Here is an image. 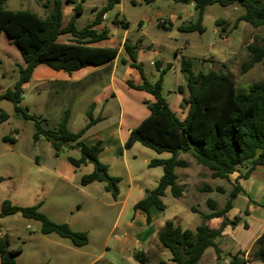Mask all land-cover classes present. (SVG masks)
<instances>
[{
  "label": "rangeland",
  "instance_id": "rangeland-1",
  "mask_svg": "<svg viewBox=\"0 0 264 264\" xmlns=\"http://www.w3.org/2000/svg\"><path fill=\"white\" fill-rule=\"evenodd\" d=\"M46 0H8L4 8L11 11H29L41 18L48 16L43 7ZM108 0H71L64 4V25H68L74 16V8L82 7V14L76 17L78 29L91 24L100 12L107 6ZM244 13L239 6L222 7L219 4L208 6L202 25L205 32L200 34L182 33L178 30L183 23L195 22L197 12L194 6L159 0L152 5H146L143 0H120L112 10L107 12V20L102 27L108 26L112 39L100 44L102 47L118 46L122 54L117 61L113 80L109 69L99 72L102 77L93 82L82 94L70 98H62L51 103L55 92L43 87L36 88L37 83L30 82L24 88L21 107H27L29 114L47 120L46 128L53 129L61 122L65 110L71 109L69 128L79 132L89 122L88 112L98 102V109L107 98V119L94 128L83 142H93L95 138H103L113 149L104 154L110 158L111 173L120 175V198L115 199L105 189V183L95 182L88 186L81 185L84 175L94 171V165L89 163L75 168L68 158L79 159L81 153L75 144L63 149L57 157L51 144L44 139L34 141L36 127L34 122L25 120L17 114L13 103L0 101V111L8 115V120L0 123V211L4 201L8 200L18 207L38 206L39 212L56 223H67L74 232H86L89 244L75 247L70 240L56 234L43 235L41 223L36 220L15 214L0 218V238H8L9 250H20L16 255L17 264H140L134 258L137 251H145L151 264L162 261L173 264L172 253L158 239V232L168 220L179 224L184 229L195 230L201 223V214L210 213L208 200L217 202V209L225 207L229 194L239 176H233L229 181L212 179L210 171L198 168L195 159L189 153H181L183 160L191 161L192 165L176 168V174L183 189L185 198H175L171 189H167L163 202L165 211L153 208L150 217L152 231L147 232V216L135 205L147 196V192L158 185L153 173L162 167L149 168L154 159H169L170 153L157 152L137 144L124 157L120 156V137L116 128L122 118L123 134L128 129L136 128L147 116V105L154 103V98L145 93L132 90L126 84L127 79H140L139 71L130 65L122 64L127 56L122 48L123 38H128L133 44H138L137 53L140 56L144 73L151 83L159 78V72L151 64L160 61L173 64L174 69L164 76V97L173 108L181 100L177 87L183 79L179 59L183 57L194 61V71L207 73L209 71H225L233 74L237 86L248 90L252 84L264 80V62L257 64L246 74L241 73V63L247 59L245 47L251 44L255 37L264 34V28H253L241 22L237 29L229 34H219L221 27L216 26L218 20H225L231 25ZM119 23L114 25L115 21ZM165 22V27L162 23ZM128 23L124 28L123 24ZM101 29V28H100ZM228 38V39H224ZM70 35L60 38L62 42H71ZM113 40V41H112ZM112 41V42H111ZM114 42V44H113ZM179 55L176 56V53ZM224 59H227L224 63ZM23 60L17 46L5 33L0 36V96L12 89L19 80V66ZM205 61V62H204ZM217 61V62H215ZM139 62V63H140ZM210 62V63H209ZM211 62H215L211 64ZM91 72V71H90ZM92 73V72H91ZM112 80V81H111ZM92 77L83 84L92 82ZM95 84V85H94ZM112 89L116 98L112 97ZM103 99V100H102ZM96 108V107H95ZM97 109V110H98ZM97 118L99 115H95ZM17 130V133L15 131ZM18 134V143L5 142L4 137H14ZM141 182L144 192L138 191L134 185ZM264 183V168H259L252 179L245 181L249 195L240 193L234 200L235 209L228 213L230 220L240 219L235 228L227 227L217 243L223 250L218 256L213 248H209L200 264H231L234 255L244 258L247 264H263L255 261L252 248L255 232L261 231L254 224L246 222L245 211L249 210L252 221L258 215H264L261 207L250 201L255 200V191L259 184ZM208 185L212 191L203 192ZM123 202H125L123 208ZM195 208L198 212H195ZM222 219L210 221V226L219 228ZM248 224V229L244 224ZM254 223V222H253ZM163 228V227H162ZM259 234V233H258ZM149 236L145 242L144 236ZM238 253H244V256ZM230 255V256H229ZM1 264V261H0Z\"/></svg>",
  "mask_w": 264,
  "mask_h": 264
},
{
  "label": "trees",
  "instance_id": "trees-1",
  "mask_svg": "<svg viewBox=\"0 0 264 264\" xmlns=\"http://www.w3.org/2000/svg\"><path fill=\"white\" fill-rule=\"evenodd\" d=\"M8 0H0V36L5 33L17 46L24 66H19V80L12 89H7L0 101L7 100L14 104L17 114H21L25 120L34 122L36 132L34 141L41 139L49 142L58 157L63 149L75 144L81 157L68 158L75 167L93 164L94 171L84 175L81 179L82 186H88L95 182L105 183V189L117 199L119 195V177L109 174V168L99 160L102 150L101 142L87 145L83 142L86 132L101 119L94 118L92 110L88 112V124L79 132H73L69 128L71 109L64 112L63 118L56 128L50 129L44 126L46 120L29 114L27 107H21L20 103L24 95V85L27 84L39 65H47L56 71H65L69 74L87 67H100L118 58L117 48H100L94 44L109 39V31H97L95 27L101 23L102 17L120 3V0H108L95 20L82 29L75 25L76 17L82 14V7L74 8V16L66 27H63V8L66 2L71 0H46L43 7L48 11L47 18L29 11H11L4 8ZM159 0H143L146 5H152ZM190 5L193 4L197 12L195 22L183 23L178 30L182 33L200 34L205 32L202 25L205 10L208 6L219 4L222 7L239 6L244 9L234 24L225 20H218L217 27H221L223 34L232 33L241 22L247 23L253 28H264V0H163ZM118 24L116 20L114 22ZM128 27V23L123 24ZM165 27V24L162 23ZM64 35H70L71 43L59 42ZM123 49L127 53L129 65L138 70L141 84L127 81L129 88L146 92L155 99L153 104H148L149 116L130 132L125 143V148L131 149L135 144L149 148L158 154L170 153L169 159H154L149 163V168L162 167L163 176L154 190L148 191L147 196L135 205L136 210H141L147 216V222L151 221L150 209L156 207L165 211L163 202L165 192L171 189L175 198H180L183 189L178 184L179 177L176 168H188L189 163L180 159L181 153H189L202 167L210 171L212 179L229 181L231 176L241 169L246 172L239 179H249L258 167H264V80L256 82L246 91L237 86V82L230 72H218L212 70L208 73H196L193 70V61L182 58L181 71L187 76L185 87H179V93L188 91V97L183 98L182 108H187V116L181 120L170 108L163 95L164 75L171 68L160 71L156 82L151 83L144 74L142 65L137 62V46L126 41ZM247 59L241 63V73L244 75L257 64L264 62V34L255 37L254 41L245 47ZM128 61L122 59V64ZM158 68H160L158 66ZM8 120V115L0 111V122ZM5 142L15 141L4 137ZM2 178H0V183ZM211 192L210 186L205 185L203 192ZM240 193L246 194L237 181L229 194V199L223 209H217V202L210 199L207 204L211 209L209 214H201L202 223L195 229H184L179 224L168 220L159 232V242L172 253L173 264H199L205 252L213 248L218 256L223 251L216 240L220 238L228 226L235 228L240 219L229 220L227 214L234 207V200ZM252 202V199H250ZM38 206L18 207L8 200L4 201L0 211V218L21 214L22 217L39 221L43 235L56 234L68 239L77 248L89 244V236L86 232H74L67 223L53 222L49 217L39 212ZM198 212L196 209H193ZM245 215H249L246 210ZM213 219H223L218 229L208 225ZM245 227H248L245 224ZM8 238H0L1 264H17L16 255L20 250H9ZM244 256V253H238ZM252 254L255 261L264 264V231L257 239ZM230 256V255H229ZM134 258L140 264H151L144 251L134 253ZM160 264H167L162 261ZM231 264H247L244 258L234 255Z\"/></svg>",
  "mask_w": 264,
  "mask_h": 264
},
{
  "label": "crops",
  "instance_id": "crops-1",
  "mask_svg": "<svg viewBox=\"0 0 264 264\" xmlns=\"http://www.w3.org/2000/svg\"><path fill=\"white\" fill-rule=\"evenodd\" d=\"M156 3V2H155ZM190 5H192V6H194L193 4H190ZM97 14V13H96ZM96 18V17H95ZM95 20V19H94ZM93 20V21H94ZM107 20V13L106 14H104V16L102 17V21H101V23L100 24H98L96 27H95V29L97 30V31H103V30H108L109 31V39L108 40H105V41H102V42H100V43H97V44H94L93 46H95V47H100V48H117L118 50H119V55H118V58L117 59H115L114 61H111V62H109V63H107V64H105V65H103V66H100V67H87V68H84V69H81V70H79V71H76V72H73V73H71V74H69V73H67V72H65V71H56V70H53V69H51L50 67H48L47 65H39L36 69H35V71H34V73H33V75H32V78H31V80L27 83V84H25L24 85V88H25V86L26 85H28L30 82H32V81H34L35 80V82L37 83V85H36V88H40V87H43L44 89H49V91L52 93V92H55V95L54 96H52L51 97V103H54L55 101H60V99H62V98H70L71 96H73V95H79V94H82L85 90H87V88H89L91 85H93L92 83L93 82H97V80L99 79V78H101L102 77V74H100L99 72H101L102 70H106V69H109L110 71H111V79L113 80V74H114V70H116L117 69V61H118V59H119V57L121 56V54H122V51H121V49H119L118 48V46H114V47H112V46H106V47H102L100 44H102V43H105V42H107V41H109V40H111L112 39V35H111V30H110V28L108 27V26H105V27H102V25H103V23L105 22ZM204 22V21H203ZM63 23H64V8H63ZM164 24H165V22H163ZM114 25H116L115 23H114ZM67 26V25H66ZM64 24H63V27H66ZM123 27H125L124 25H123ZM101 28V29H100ZM224 39H228V38H224ZM130 41L128 38H123V41H122V48H123V45H124V43L126 42V41ZM113 41V40H112ZM111 41V42H112ZM59 42H62V41H60V39H59ZM64 43V42H63ZM65 43H71V42H65ZM130 43L132 44V45H135V44H133L131 41H130ZM113 44H114V42H113ZM136 46H137V48H138V44H136ZM137 51H138V49H137ZM127 54V53H126ZM177 55H179V52H177L176 53V56ZM128 56V55H127ZM183 58H185V57H183ZM123 59L124 60H126V61H128V63L127 64H124V65H129V62H130V59H129V57L127 58L126 56H124L123 57ZM187 59V58H186ZM182 60V59H181ZM181 60L179 59L178 61H179V65H180V70H181ZM191 60V59H190ZM227 59H224L223 61H221L222 63H224L225 61H226ZM141 61V59H140V56H139V54L137 53V62L139 63ZM193 61V60H192ZM205 62V61H204ZM215 62H217V61H215ZM215 62H211V64H214ZM210 63V62H209ZM140 64H141V62H140ZM156 69H157V71L159 72V70L160 71H162V70H164V69H166L169 65L171 66V68L166 72V74L164 75L165 77H166V75H167V73L168 72H170L172 69H174V65L173 64H165V63H163V62H160V61H154V62H152L151 63ZM17 65L18 66H24V60H20L18 63H17ZM142 65V64H141ZM158 66L160 67V68H158ZM131 67V66H130ZM132 68V67H131ZM159 69V70H158ZM193 70H194V61H193ZM92 73H91V72ZM138 71V70H137ZM182 72V71H181ZM210 72V71H209ZM218 72H225V71H222V70H219ZM196 73H199V72H196ZM208 73V72H207ZM145 74V73H144ZM139 75H140V73H139ZM182 75H183V79H181V84L177 87V91L179 92V87H185L186 86V83H187V76L184 74V73H182ZM88 77H92V79H93V81L92 82H90V83H86V84H83V82H84V80L85 79H87ZM145 77L147 78V76H146V74H145ZM148 79V78H147ZM111 80V81H112ZM132 81L133 83H135V84H141L142 83V78H141V75H140V79L138 78V80L137 81H135L134 79H127L126 80V84H127V81ZM164 84H165V80H164V83H163V95H164ZM95 85V84H94ZM128 86V85H127ZM133 90V89H132ZM146 93V92H145ZM148 94V93H147ZM181 94V100L179 99L178 100V102L176 103V105H177V108H173L172 106H171V103L169 102V100L166 98V100H167V102L169 103V105H170V108L172 109V111L181 119V120H184L185 118H186V116H187V112H188V110H187V108H185V109H183L182 108V101H183V98H185V97H188V91L187 90H184V92L183 93H180ZM150 95V94H149ZM112 97H114V98H116V94H115V91L112 89ZM153 97V96H152ZM103 100V99H102ZM154 101H155V99H154ZM109 104V101H108V99L106 98L105 99V101H104V104L102 105V107L100 108V110L97 108L98 106V102L97 103H95L94 104V106H93V110H92V113H93V117L95 118L96 116V114H98L99 116L97 117V118H99V119H101L100 120V122H98L97 124H95L94 126H92L87 132H86V134H85V136H87L94 128H96L99 124H101L103 121H105L106 119H107V114H105V111L107 110V105ZM96 107V108H95ZM69 109V108H68ZM98 109V110H97ZM149 114H150V112H148V114H147V116H146V118L149 116ZM63 118V117H62ZM145 118V119H146ZM144 119V120H145ZM143 120V121H144ZM47 121V120H46ZM142 121V122H143ZM141 122V123H142ZM0 123H2V122H0ZM140 123V124H141ZM139 124V125H140ZM59 125V124H58ZM138 125V126H139ZM137 126V127H138ZM123 124H122V118H121V121L119 122V124H118V127L116 128V134H117V136L118 137H120V146H119V149H121V150H119L120 151V156H122V157H124L125 158V156H126V154H127V152L129 151V150H131L132 148H134L137 144H135L131 149H126L125 148V143H126V141L128 140V138H129V135H130V132L132 131V129H128L127 130V133L124 135L123 134ZM136 127V128H137ZM56 128V127H55ZM135 129V128H134ZM15 133H17V130L15 131ZM16 136H12V137H9V138H11V139H13L15 142L14 143H12V144H16V143H18V134H15ZM84 136V137H85ZM6 137H8V136H6ZM43 139H41V140H39L38 142H40V141H42ZM98 141H100L101 142V148H102V150H101V152H100V154H99V160L103 163V164H105V165H107L108 166V168H109V174L111 173V162H109V160H110V158H108V156H105L104 157V154L105 153H108V152H110L112 149H113V146H110V145H107V141L106 140H103V138H95L94 140H93V142H86V141H84V143L85 144H87V145H89V146H91V145H94L95 143H97ZM179 157H180V155H179ZM181 159V158H180ZM188 163H189V167L192 165V162L191 161H187ZM188 167V168H189ZM197 167L198 168H204V169H207V168H205V167H202V166H200V165H197ZM259 168H264V167H258L253 173H252V175H251V177L249 178V179H247V180H250V179H252V177H253V175L256 173V171L259 169ZM185 169H187V168H185ZM208 170V169H207ZM246 172V168H243V169H241L240 170V172H236L234 175H232L231 176V178L233 177V176H239L240 177V175L241 174H244ZM111 176H113V177H119L121 180H122V178H121V176L120 175H114V174H110ZM153 175L154 176H156L157 177V180L159 181L160 179H161V177L163 176V174H161L160 173V171L159 172H157V173H153ZM238 177V178H239ZM247 180H245V179H238V181H239V184H240V186L244 189V191L246 192V194H248L249 195V190L246 188V186H245V181H247ZM178 184L182 187V189H183V183L182 182H180V180L178 181ZM135 186V188H137L138 189V191H140V192H144L145 191V187L146 186H144L143 184H141V182H137L136 183V185H134ZM151 191V190H150ZM167 191V190H166ZM165 194H166V192H165ZM185 195H186V192H185V190L183 189V193H182V195H181V197L180 198H185ZM255 200L253 201L252 200V203L254 204V205H256V206H259V207H261L262 209H263V211H264V183H262V184H259L258 186H257V189H256V191H255ZM120 196H121V194H120V190H119V195H118V197H117V199H119L120 198ZM165 197V196H164ZM179 199V198H178ZM250 199H251V197H250ZM141 201V200H140ZM124 204H125V202H123V205H122V208H123V206H124ZM153 208H156V207H151V209H150V213L152 214V212H153ZM157 209V208H156ZM192 209H195V208H193L192 207ZM234 209H235V206L233 207V209L230 211V212H233L234 211ZM160 211V210H159ZM249 211V210H248ZM229 212V213H230ZM204 214H209V213H204ZM227 216H228V214H227ZM251 217H252V215H250V212H249V215L248 216H246V222H248L249 224H254L255 226H258V228H262V230L261 231H259L258 232V230L255 232V234H254V236L253 237H251L250 239H249V241L250 240H253L254 239V241L256 242L257 241V239L262 235V233H263V231H264V215H258L255 219H256V221H252V219H251ZM228 218V217H227ZM229 219V218H228ZM213 220H219V219H213ZM213 220H211V221H213ZM230 220V219H229ZM222 221H223V219H222ZM222 221H221V223H222ZM254 222V223H253ZM240 223V222H239ZM165 224V223H164ZM246 224V223H245ZM244 224V225H245ZM208 225L210 226V223L208 222ZM239 225V224H238ZM248 225V224H247ZM164 226V225H163ZM162 226V227H163ZM162 227L160 228V230H159V232L161 231V229H162ZM211 228H213V229H218V228H216L215 226L214 227H212V226H210ZM228 227H230V226H228ZM226 229V228H225ZM247 229H248V227H247ZM152 231V220L150 221V222H147V232L148 233H150ZM225 231V230H224ZM159 232H158V235H159ZM224 233V232H223ZM259 233V234H258ZM223 235V234H222ZM222 237V236H221ZM220 237V238H221ZM220 238H218V239H220ZM144 241L146 242L148 239H149V236H144ZM217 239V240H218ZM217 240H216V243H217ZM255 242H254V244H255ZM221 248V247H220ZM149 251H150V248H149V250H148V253H149ZM223 251V250H222ZM145 252V251H144ZM146 253V252H145ZM148 253H146V254H148ZM206 253V252H205ZM205 255V254H204ZM201 261H202V259H201ZM201 261H200V263H201ZM199 263V264H200Z\"/></svg>",
  "mask_w": 264,
  "mask_h": 264
}]
</instances>
